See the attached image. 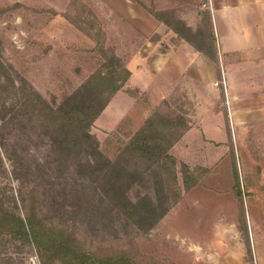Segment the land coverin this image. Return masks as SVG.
Instances as JSON below:
<instances>
[{
    "label": "rangeland",
    "instance_id": "374dc122",
    "mask_svg": "<svg viewBox=\"0 0 264 264\" xmlns=\"http://www.w3.org/2000/svg\"><path fill=\"white\" fill-rule=\"evenodd\" d=\"M87 1L0 0V64L4 70L12 78H24L47 103L58 105L96 71L106 68L104 64L121 70L120 74L128 68L129 79L92 130L100 150L110 157L117 154L118 138L137 132L156 112L186 116L190 128H195L172 148L181 199L155 228L126 236L118 225L103 232L90 230L87 222L80 225L79 240L91 251L127 252L135 264H264V110L250 111L240 122L231 117L232 109L239 106L232 103V96L227 97L221 60L213 87H223L224 96H213L199 84L195 89L191 64L196 53L191 47V51L170 55L157 75L144 74V65H148L144 64V0ZM204 23L203 19L199 27ZM4 81L0 72V82ZM185 88L196 92V102ZM245 102L249 107L264 105L259 100ZM209 105L221 106L228 127L219 128L222 121ZM203 108L207 112L201 126L196 119ZM1 133L7 152L21 153L44 179V212L53 211L55 204L57 214L70 211L72 189L89 185L76 172L77 165L89 156L71 157L61 174L47 159V137L27 125L2 127ZM5 149L0 142L6 169L3 174L0 166V186L18 200L19 182L11 173ZM185 165L196 183L190 190L183 185ZM0 264L41 262L36 250L12 242L2 249Z\"/></svg>",
    "mask_w": 264,
    "mask_h": 264
},
{
    "label": "trees",
    "instance_id": "16d2710c",
    "mask_svg": "<svg viewBox=\"0 0 264 264\" xmlns=\"http://www.w3.org/2000/svg\"><path fill=\"white\" fill-rule=\"evenodd\" d=\"M203 19L205 23L196 31L176 20L170 26L210 60L220 75L209 13ZM103 67L60 104L53 105L24 78L10 77L0 64L5 80L0 82V142L4 149L2 127L27 125L32 132L48 138L47 159L61 174L71 157L82 153L89 156L76 168L80 179L89 185L79 191L72 189L70 211L57 214L56 204L53 211L43 210L41 200L47 193L41 174L34 172L21 153L5 149L11 173L19 182V199L0 186V254L9 243L16 242L36 250L41 264H135V258L124 251L86 248L79 240L80 225L88 222L90 230L103 232L118 225L126 236L134 231L144 234L180 201L177 161L171 151L189 131L188 118L156 112L137 132L126 139L118 138L117 154L108 156L100 150L92 130L131 73L126 67L123 74L111 64ZM0 166L4 174L2 158ZM184 168L183 185L190 190L196 183L191 178L193 173Z\"/></svg>",
    "mask_w": 264,
    "mask_h": 264
},
{
    "label": "crops",
    "instance_id": "0c3cea01",
    "mask_svg": "<svg viewBox=\"0 0 264 264\" xmlns=\"http://www.w3.org/2000/svg\"><path fill=\"white\" fill-rule=\"evenodd\" d=\"M99 2L87 1L92 4ZM207 13L211 19L218 61H222L226 70L227 97L232 96V103L239 106H234L236 109H232L231 117L234 116L235 121L240 122L244 114L256 109L264 110V105L249 107L245 104L248 99L264 103V0H144V64H148L147 67L144 65V74L148 71L152 76L157 75L159 69L162 71L167 64L170 55L191 47L196 53L191 64L193 87L196 89L199 84L203 86V91H209L213 96L220 93V97H223V87V90L213 87L218 78L213 64L170 26L174 20H179L196 31ZM151 64L157 66L154 68ZM185 90L190 99L196 102L197 95L193 97L196 92L192 90L190 93L187 88ZM220 107L209 105V109L214 111L216 117L219 115L222 121L218 124L219 128L224 129L228 123L226 121L224 124L226 113L220 112ZM206 112L207 109H204L198 114V125H203ZM194 128L191 127L188 134Z\"/></svg>",
    "mask_w": 264,
    "mask_h": 264
}]
</instances>
